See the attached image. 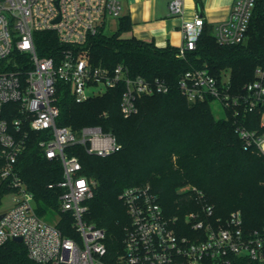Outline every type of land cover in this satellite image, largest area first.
<instances>
[{
	"label": "built area",
	"instance_id": "2783aa9c",
	"mask_svg": "<svg viewBox=\"0 0 264 264\" xmlns=\"http://www.w3.org/2000/svg\"><path fill=\"white\" fill-rule=\"evenodd\" d=\"M256 3L257 0H231L227 16L215 22L199 12L185 19L177 56L183 58L196 48L208 23L213 25L219 44L245 43ZM168 7L171 14L181 15L184 0H169ZM121 14L122 0H0V62L9 61L14 54L27 57L23 62L14 58L16 70L0 68V184L9 187L13 195L12 205L0 211V245L22 237L35 264H229L232 254L264 261V227L245 228L240 210L231 212L226 219L214 218V206L196 187L190 186L200 209L186 216L192 234H185L179 218L166 212L151 184L123 189L119 198L126 206L130 224L117 257L109 251L106 229L85 220L87 201L94 197L97 181L82 173L79 157L69 153L67 147L82 144L89 153L106 156L122 145L100 126L75 130L57 124L59 81L70 84L77 102L123 83L120 109L125 117L138 112L142 96L169 90L159 78L131 76L125 64L108 68L92 61L86 47L89 37ZM39 31L57 34L64 46L58 58L39 54ZM179 88L191 102L219 101L225 114L228 110L235 115L259 113V128L250 129L240 123L237 132L246 149L253 148L264 158V65L258 66L254 79L239 90H234L229 73L219 78L208 68L183 73ZM9 102L17 103L15 132L27 123L32 130L51 133L50 138L40 141V146L47 158L62 162L63 176L57 184L63 189L59 207L73 217L76 236L65 234L57 222H49L37 213L35 196L16 167L26 137L11 131L3 116Z\"/></svg>",
	"mask_w": 264,
	"mask_h": 264
},
{
	"label": "trees",
	"instance_id": "16d2710c",
	"mask_svg": "<svg viewBox=\"0 0 264 264\" xmlns=\"http://www.w3.org/2000/svg\"><path fill=\"white\" fill-rule=\"evenodd\" d=\"M131 26L129 16L121 15L112 34H106L103 26L90 36L86 47L92 61L108 68L122 63L133 77L159 78L168 84L167 92L142 96L138 99V112L125 117L120 109L123 83L83 102L75 100L70 84L58 83V125L75 130L100 126L122 145L120 150L106 156L89 153L82 144L67 147L69 153L79 157L82 173L97 181L95 195L87 201L85 220L106 229L109 251L117 257L130 224L119 195L128 186L149 183L166 212L179 218L185 234L193 232L186 216L198 211L200 204L192 188L180 191L184 185L203 192L206 202L214 206V218L226 219L231 212L240 210L245 228L264 227V158L255 149H246L237 132L240 123L250 129L259 128L261 115L257 112L235 115L228 110L223 117H217L210 99L191 102L179 88L183 73L200 68H208L219 78L229 73L234 90L254 79L255 69L264 65V0H257L245 43L219 44L213 25L208 23L196 48L183 58L177 56L178 47H159L135 36L122 37ZM36 42L40 55L55 58L64 47L54 31L37 32ZM14 58L18 62L27 60L14 54L9 61H1L0 68L18 69ZM15 106L14 102L5 104L3 114L13 132V121L18 116ZM15 133L26 137L16 167L35 196L37 213L47 221L59 216L57 225L62 231L76 236L73 217L59 207L63 189L57 184L63 176L62 162L47 158L40 146V141L50 138L51 133L32 130L27 123ZM10 192L9 187L0 184V205ZM229 259V264H264L235 254ZM0 264L35 262L29 258L23 242L10 240L0 245Z\"/></svg>",
	"mask_w": 264,
	"mask_h": 264
},
{
	"label": "crops",
	"instance_id": "0c3cea01",
	"mask_svg": "<svg viewBox=\"0 0 264 264\" xmlns=\"http://www.w3.org/2000/svg\"><path fill=\"white\" fill-rule=\"evenodd\" d=\"M168 3L169 0H122L121 15L129 16L132 23L128 34L159 47H178L183 41L181 25L185 19L199 12L215 22L225 18L231 6V0H184L183 14L173 15Z\"/></svg>",
	"mask_w": 264,
	"mask_h": 264
},
{
	"label": "rangeland",
	"instance_id": "374dc122",
	"mask_svg": "<svg viewBox=\"0 0 264 264\" xmlns=\"http://www.w3.org/2000/svg\"><path fill=\"white\" fill-rule=\"evenodd\" d=\"M212 20L213 19H211V21ZM117 25H118L117 19L108 20L106 23V26L104 27L105 33L112 34L117 29ZM122 37L127 38L131 36L128 34V31H125L123 32ZM211 105L217 117H223L225 115L224 109L219 101L215 100L212 102ZM189 188H190V185H184V186H181L180 191H187L189 190ZM12 198H13V195L11 193H8L3 197L2 204L0 205V211H4L12 205ZM48 220L51 222H57L59 220V216L56 215L54 216V218H49Z\"/></svg>",
	"mask_w": 264,
	"mask_h": 264
},
{
	"label": "water",
	"instance_id": "95a60500",
	"mask_svg": "<svg viewBox=\"0 0 264 264\" xmlns=\"http://www.w3.org/2000/svg\"><path fill=\"white\" fill-rule=\"evenodd\" d=\"M14 240L17 242H22V237H16Z\"/></svg>",
	"mask_w": 264,
	"mask_h": 264
}]
</instances>
